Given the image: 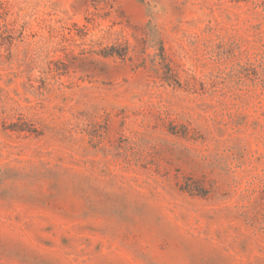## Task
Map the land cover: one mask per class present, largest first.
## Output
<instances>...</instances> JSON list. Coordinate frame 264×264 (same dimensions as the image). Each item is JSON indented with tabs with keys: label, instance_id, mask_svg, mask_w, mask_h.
I'll list each match as a JSON object with an SVG mask.
<instances>
[{
	"label": "rangeland",
	"instance_id": "obj_1",
	"mask_svg": "<svg viewBox=\"0 0 264 264\" xmlns=\"http://www.w3.org/2000/svg\"><path fill=\"white\" fill-rule=\"evenodd\" d=\"M0 264H264V0H0Z\"/></svg>",
	"mask_w": 264,
	"mask_h": 264
}]
</instances>
